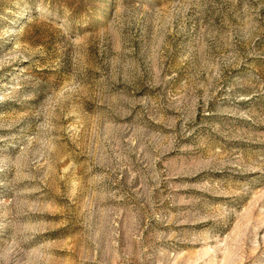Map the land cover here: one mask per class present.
Here are the masks:
<instances>
[{
  "label": "rangeland",
  "instance_id": "374dc122",
  "mask_svg": "<svg viewBox=\"0 0 264 264\" xmlns=\"http://www.w3.org/2000/svg\"><path fill=\"white\" fill-rule=\"evenodd\" d=\"M0 264H264V0H0Z\"/></svg>",
  "mask_w": 264,
  "mask_h": 264
}]
</instances>
